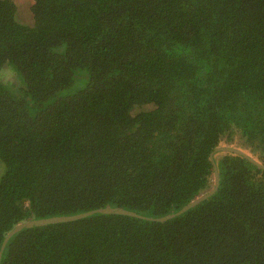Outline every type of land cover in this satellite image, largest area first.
Here are the masks:
<instances>
[{"label":"trees","instance_id":"trees-1","mask_svg":"<svg viewBox=\"0 0 264 264\" xmlns=\"http://www.w3.org/2000/svg\"><path fill=\"white\" fill-rule=\"evenodd\" d=\"M0 0L1 264H264V0ZM136 108H142L134 114ZM193 208L171 219L213 185Z\"/></svg>","mask_w":264,"mask_h":264},{"label":"water","instance_id":"water-1","mask_svg":"<svg viewBox=\"0 0 264 264\" xmlns=\"http://www.w3.org/2000/svg\"><path fill=\"white\" fill-rule=\"evenodd\" d=\"M222 150H228V151L236 152V153L246 157L247 159H249L252 163L257 165L258 167L264 169V166L262 164H260L256 160H254L247 153L243 152L242 150L233 148L231 146H219V147H217L212 152L211 158L214 160V155L217 152L222 151ZM219 185H220V176H219L217 165L214 162V178H213V185L211 186V188L208 191L197 195L195 198H193L187 205L182 207L180 210L173 212L169 215L157 218V220L165 221V220L171 219L175 216H178V215L184 213L185 211H187L190 208H193L194 206L198 205L199 203H201L202 201H204L205 199H207L211 195H213L217 191V189L219 188ZM103 213H120V214H126V215H130V216L140 217V218H146L145 216H143V215H141L138 212L133 211V210L124 209V208H120V207L106 206V207L97 208L94 210L85 211V212L72 214V215L53 216V217H48V218H36V219L28 220L26 222H21L18 225H16V227L12 231H10L8 233V235L5 237V240L3 242V245H2V248L0 251V264H1L3 251H4V248L7 244V242L11 239L12 236H14L17 232L21 231L24 228H30V227H35V226H44V225L51 224V223L68 222V221H72V220L87 218V217L95 215V214H103Z\"/></svg>","mask_w":264,"mask_h":264},{"label":"rangeland","instance_id":"rangeland-1","mask_svg":"<svg viewBox=\"0 0 264 264\" xmlns=\"http://www.w3.org/2000/svg\"><path fill=\"white\" fill-rule=\"evenodd\" d=\"M19 4V10L17 14V18L27 24L32 23V13L30 10V5L32 3V0H17ZM142 108H136L134 110V114L139 112ZM1 168V166H0ZM1 170V169H0Z\"/></svg>","mask_w":264,"mask_h":264}]
</instances>
